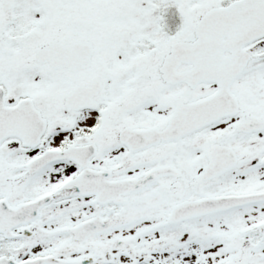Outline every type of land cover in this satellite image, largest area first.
Wrapping results in <instances>:
<instances>
[{
  "label": "snow or ice",
  "instance_id": "6c2138e0",
  "mask_svg": "<svg viewBox=\"0 0 264 264\" xmlns=\"http://www.w3.org/2000/svg\"><path fill=\"white\" fill-rule=\"evenodd\" d=\"M0 264H264V0H0Z\"/></svg>",
  "mask_w": 264,
  "mask_h": 264
}]
</instances>
